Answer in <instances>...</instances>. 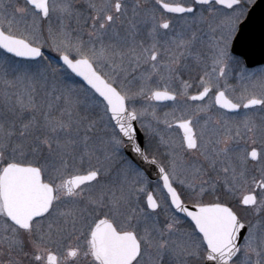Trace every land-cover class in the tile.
I'll use <instances>...</instances> for the list:
<instances>
[{
  "label": "snow or ice",
  "instance_id": "6c2138e0",
  "mask_svg": "<svg viewBox=\"0 0 264 264\" xmlns=\"http://www.w3.org/2000/svg\"><path fill=\"white\" fill-rule=\"evenodd\" d=\"M248 3L0 0V264H264Z\"/></svg>",
  "mask_w": 264,
  "mask_h": 264
},
{
  "label": "water",
  "instance_id": "95a60500",
  "mask_svg": "<svg viewBox=\"0 0 264 264\" xmlns=\"http://www.w3.org/2000/svg\"><path fill=\"white\" fill-rule=\"evenodd\" d=\"M264 0H257L250 8L246 19L242 22V28L246 36L253 40L251 55L248 59L249 67L264 65ZM79 79V78H77ZM143 132L140 133L143 139ZM150 179H156L155 170L149 169Z\"/></svg>",
  "mask_w": 264,
  "mask_h": 264
},
{
  "label": "flooded vegetation",
  "instance_id": "af4514ba",
  "mask_svg": "<svg viewBox=\"0 0 264 264\" xmlns=\"http://www.w3.org/2000/svg\"><path fill=\"white\" fill-rule=\"evenodd\" d=\"M257 0H249V3H248V5H247V11H246V16L244 17V18H242V22L246 19V17H247V15H248V12H249V10H250V8L252 7V5L256 2ZM262 19H264V15L262 16ZM0 51H3V50H0ZM17 59H19V58H17ZM258 67H264V65H259V66H255V67H250V68H254V69H256V68H258ZM194 92H195V89H193V90H191V92H190V94H194ZM171 101H167V102H156L155 103V106H159L160 108L157 110V115L158 116H160L161 118H163V116H164V113H170L169 111H168V108L167 107H165V106H167V104H169ZM149 120L151 119V117L150 118H148ZM180 131L179 130H176V129H173L171 132H170V135L173 137V138H175V139H177V138H179V136H180ZM144 135V134H143ZM149 180L151 181V183H153V184H156V179H150L149 178ZM153 193V192H152Z\"/></svg>",
  "mask_w": 264,
  "mask_h": 264
},
{
  "label": "rangeland",
  "instance_id": "374dc122",
  "mask_svg": "<svg viewBox=\"0 0 264 264\" xmlns=\"http://www.w3.org/2000/svg\"><path fill=\"white\" fill-rule=\"evenodd\" d=\"M0 54H2V51H0ZM51 55L54 56V54H51ZM258 68H260V67H258ZM258 68H256V69H258ZM155 107H156V110H158V109L160 108L159 106H155ZM165 107L168 108V111H169V112H172L173 108L176 107V105H175L173 102H170V103L167 104V106H165ZM148 118H150V117H148ZM178 139H179V138H177V140H178ZM155 188H156V184L151 183L150 186L147 188L146 191H147V192H153V194H158V193L155 192ZM142 200L146 201V194H142Z\"/></svg>",
  "mask_w": 264,
  "mask_h": 264
}]
</instances>
